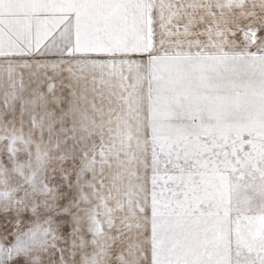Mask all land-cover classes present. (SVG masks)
Here are the masks:
<instances>
[{
	"label": "snow or ice",
	"instance_id": "1",
	"mask_svg": "<svg viewBox=\"0 0 264 264\" xmlns=\"http://www.w3.org/2000/svg\"><path fill=\"white\" fill-rule=\"evenodd\" d=\"M0 264H264V0H0Z\"/></svg>",
	"mask_w": 264,
	"mask_h": 264
}]
</instances>
